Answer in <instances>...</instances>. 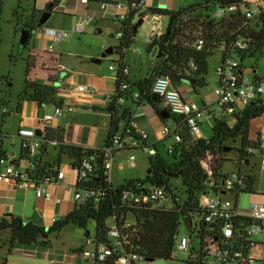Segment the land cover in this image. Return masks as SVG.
I'll use <instances>...</instances> for the list:
<instances>
[{"label":"trees","instance_id":"1","mask_svg":"<svg viewBox=\"0 0 264 264\" xmlns=\"http://www.w3.org/2000/svg\"><path fill=\"white\" fill-rule=\"evenodd\" d=\"M61 1L51 0L50 2H53L54 8ZM87 1L102 2L107 0ZM248 5L250 4L246 0H184L183 5L178 10L150 9V11L159 12L169 18L167 33L150 45V48L157 46L164 53L155 62V77L159 75L170 76L173 86L177 89L183 81L194 80L193 87L197 91L198 87L206 83L209 57L214 54L216 49L222 50L221 60L228 55H236L243 63L246 58L254 56L264 46V8L254 19L249 20L243 14V7ZM216 7L224 9L222 16H215ZM232 7H234L233 10L229 11ZM42 12L38 17L33 15L32 21L27 27L33 29ZM145 15L144 11L132 10L128 19L122 23L120 28L123 30V36L120 38L119 45L113 48L119 53V60L123 61L124 50L135 40L138 21ZM197 32L204 39V46L200 50L195 47ZM239 39L246 40L247 49L241 51L234 49V44ZM22 52L20 50V53ZM47 53L50 55L48 64H52L55 68L48 70L47 82L45 83L29 80L27 77L24 98L35 101L39 105L53 103L61 106L63 100L58 98L59 88L55 82L59 81L62 71L58 61L63 54L55 51H48ZM39 57L33 59L28 57L27 76L30 71L37 68V58ZM50 70L54 74L50 73ZM124 81L130 82L131 90L138 89L144 92V99L152 101V97L155 95L151 92L153 82L150 79L131 82L128 77L122 76L118 71L116 92L110 102L112 117L106 145L119 133L117 125L121 121L128 123L124 131L131 129L130 111L126 106L118 103V98L121 95L120 86ZM128 95L130 96V94ZM129 96L126 100H129ZM132 102L137 103L134 100ZM220 107L227 112V115L224 114L215 119L211 138L196 139L190 134L186 124L181 123L178 128L182 134V142L175 146L176 149L173 153H168L172 155V160L165 159L157 153V149L156 153L150 156V173H147L143 178L127 180L117 187L112 184L110 173L105 167L102 147L94 149L69 144L65 141V132L62 128L46 127L44 135L40 138L42 146L33 159L30 157L27 147H23L21 158L34 164L32 168H29V173L35 176L46 175L55 178L64 158L67 157L74 164H78L82 157L88 156L95 165V170L89 177V183L104 190L105 197L100 201L88 200L86 203L77 204L73 211L64 218L55 220L49 227L37 225L32 221L24 222L22 219H13L11 222L2 221L0 233L6 230L10 231L9 248L12 249L16 244L49 246L51 235L59 234L70 225L86 229L90 220L96 224L97 235L105 237L109 230L107 225L109 218L122 223L132 213L134 228L128 239L138 257L153 260L172 259L175 245L178 243L180 227L184 225L183 220L187 217L195 219V216L202 213V199L208 189L207 182L210 179L208 171L203 166L207 152H222L226 148L236 151L239 163L238 173L244 177V188L241 189V192L254 193L256 174L252 171L242 174L240 166L247 161L250 162L252 159L258 158L260 154L261 136L250 139V130L253 122L264 116V98L253 100L247 104L238 103ZM17 109H20V104ZM164 111L169 115L168 119L177 120L168 109ZM0 129L3 130L2 125H0ZM238 138L241 139L240 147L225 145L227 140ZM53 142L57 143L56 157L54 160H49L45 158V155L48 153V146ZM251 148L253 152L250 151ZM6 155L7 153L3 151L0 156L6 157ZM226 175L215 171L213 178L218 181L224 179ZM174 178L182 180L185 200L175 191L171 182ZM154 185L165 186L170 193L168 209H154L149 205L131 207L129 206L130 202L124 199L125 192L132 188L137 189L139 187L142 189L144 186ZM237 196L238 194H236ZM246 237L244 235L237 240L247 244L245 250L248 252L250 241L246 240ZM204 255L205 253L202 252L201 259Z\"/></svg>","mask_w":264,"mask_h":264},{"label":"built area","instance_id":"2","mask_svg":"<svg viewBox=\"0 0 264 264\" xmlns=\"http://www.w3.org/2000/svg\"><path fill=\"white\" fill-rule=\"evenodd\" d=\"M87 2V0H83ZM103 9L111 4L119 11L118 19L120 27L122 23L128 19L132 10H142L145 7V0H117L111 3L109 0L102 1ZM216 17L222 16L224 9L216 7ZM230 8L229 11L233 10ZM264 6L248 5L243 7L244 16L252 20L262 10ZM3 9V0H0V21ZM163 15L159 12L148 11L143 17L144 21L149 25L148 40L152 43L160 39L167 33L162 23ZM89 18L81 24H76L74 31L79 33L83 31L85 25L89 23ZM46 33L50 36L51 44L47 45V51L54 52L56 45L62 40L70 37L67 30L57 28H47ZM197 39L195 47L202 49L204 39L200 33H196ZM117 36H123L122 31H118ZM248 43L244 39H239L234 44V49L241 51L247 49ZM139 52V49H135ZM111 70L120 71L122 76L128 77L129 66L124 61L116 60L110 64ZM219 85L216 88L217 101L220 106H229L238 103L247 104L253 100L264 98V77L250 76L243 72L241 60L236 55H228L221 60L216 69ZM117 79V77H116ZM78 91L93 93L94 89L89 85H78ZM151 92L157 95L166 105V108L177 120H173L171 124H164L161 129L162 136L172 138L173 143L167 147V153H173L175 146L182 142V134L178 126L181 123L186 124L190 134L198 139L203 137L201 131V122L205 116V108L199 101L187 100L184 95L173 86L170 76L159 75L155 77L152 83ZM119 104H124L128 94L130 98L136 102L144 99V92L138 89L131 90L129 81H124L120 86ZM75 106H69L68 111L74 112ZM3 112H8V108H3ZM62 107L55 108V116L61 117L65 114ZM53 118L52 115H46L44 121L48 122ZM149 134L139 129L131 127L129 131L117 133L103 147L105 156V167L109 173L112 169L115 156L124 150H150L156 153L154 147L149 145ZM53 144H57L53 142ZM42 146L40 138L28 140L25 147L29 150L30 157L33 159L38 150ZM253 152V149H250ZM259 163L264 168V136H261ZM135 155L132 154L129 160H134ZM31 162L30 167H33ZM77 168V181L75 187V200L78 204L86 203L88 200L100 201L105 197V191L99 187L92 186L89 183V177L95 170L93 161L84 156L75 164ZM0 181L11 183L17 187L34 188L38 197L52 199L53 194L47 188V184L57 183L58 179L64 177V172L59 170L55 178L49 176H35L27 171L16 167L8 162L5 156H0ZM29 167V168H30ZM208 171V170H207ZM210 179L207 182V194H204L202 201V213L197 215L198 218L193 220L192 230H196L197 237L200 238V247L197 246L196 237H187L182 235L178 243L175 245L173 253H185V261L187 264H255L256 259L251 255L252 250L258 246V241L264 234V203L251 201L248 206V214L239 213L238 201L230 198L225 193L239 194L244 188V177L237 171L229 173L224 179L215 180L213 172L208 171ZM240 187V188H238ZM205 192V193H206ZM124 199L130 202L129 206L149 205L154 209H168L170 206V193L165 186L154 185L144 186L141 188H132L125 192ZM113 225L105 237H99L97 233L89 234L85 237L84 247L81 249V257L87 264H137L139 258L133 251L130 240L132 229L134 228V216L132 213L128 215L122 223L113 219ZM246 235V240L250 241V249L245 250L247 244L240 242L241 236ZM205 255L201 259V253Z\"/></svg>","mask_w":264,"mask_h":264},{"label":"crops","instance_id":"3","mask_svg":"<svg viewBox=\"0 0 264 264\" xmlns=\"http://www.w3.org/2000/svg\"><path fill=\"white\" fill-rule=\"evenodd\" d=\"M50 1L51 0H43L42 5L49 4ZM109 1L113 3L117 0ZM100 3L101 2H84L83 0H62L53 8L52 15L48 20L50 21L55 12L59 13L62 16L65 25L74 31L76 24H81L85 19L89 18V23L85 25L82 32H79L80 34L86 32L87 26L92 22L120 25L118 19L119 11L115 6L111 4L109 7L103 9ZM183 3V0H145V7L141 11L147 13L153 8L178 10ZM138 27L139 21L136 27V32L138 31ZM47 28L61 29L57 26H50ZM44 37L46 38L45 49L46 52H48L47 45L51 44L52 41L50 42V36L46 31ZM155 47L150 48L148 51L150 54V57H148L149 70L146 69L147 74L143 78H132V63L124 55L123 61L129 66L128 79L131 82H138L146 78L153 82L155 79L154 65L157 61L155 58L157 56L152 54ZM60 49V47L57 48L59 51ZM159 52L160 50L158 51V54ZM49 56V54L44 56L42 63L46 62L47 66L52 67V64H48ZM98 57L95 58L93 56L91 61H88L87 58L78 60L77 64L72 67L71 72H68L64 70L65 67L62 62V56H60L58 65L61 67L62 71L59 76V84L55 85L59 88L58 98L63 100L61 106L53 103L39 105L35 101L25 100L23 104H20L19 110L16 107L15 114L17 115V125L11 121H5V129H0V134L3 135L5 139L2 152L5 151L7 153L6 158L8 162L15 161L17 162V164H14L16 167L27 171L31 163L21 158L23 147H25L26 141L34 138H41L45 133L46 127L62 128L65 132V141L69 144H76L84 148L94 149L103 148L106 145L112 117L110 102L112 96L116 92V77L118 71L111 70L110 65L106 66L102 64V58H105L102 57V54L98 55ZM118 58H120V56ZM118 58L114 59V61L118 60ZM142 63L143 58L141 57L140 64ZM245 66L246 65H243L242 63V70L246 74ZM45 73V75L48 76V72L45 71ZM253 73L254 74L251 76L264 77L258 74L256 69L253 70ZM52 74H54V72ZM42 81L44 82L41 83H45L44 79ZM194 83L192 81H183L178 86V90L187 100H198L204 108L207 107L209 109L208 102L197 98L198 93L193 87ZM78 85H89L94 91L93 93L78 91L76 89ZM218 85L219 81L217 76L216 88ZM216 102L218 103L217 96ZM123 105L130 111V127H138L139 129L146 131L149 134V145L152 147L156 146L157 148H155V150L158 149L157 153L162 155L159 151V144L168 139L172 140V138L165 139L161 134L163 125L171 124L173 122V119L170 123L168 122L169 115L165 118L161 116L164 110H167L165 103L160 99L155 102H149L148 99H143L140 102L134 103L132 102V99L129 98V100H126ZM69 106H75L76 110L74 112L68 111ZM56 107H62L66 111L65 114L61 117L55 116ZM3 113L10 114L11 111L8 109V112ZM46 115H52L53 118L50 121L45 122L44 117ZM263 118L264 116L257 118L253 122H256V132L255 136L252 137L250 135V139L264 136V122L259 123V120H262ZM127 124V122L121 121L117 125V130L123 132ZM172 143L173 140L170 144ZM55 148L56 144L53 143L48 146V153L45 155L46 159H55ZM254 163L260 169H264L260 166L259 158H254L249 163H244V165L247 166L245 174L250 171L255 173L256 166L253 167ZM236 166L239 170V166L235 164V167ZM2 169L3 166H0V171ZM59 170L64 172V177L58 179L57 183L53 182L46 185L53 194L52 199L38 197L34 188L17 187L14 184L0 181V223L2 221L11 222L13 219H22L23 221H32L37 225L49 227L55 222V220L64 218L73 211L78 204L74 197L78 175L76 165L71 159L66 157L61 162ZM232 172H235V170L233 169L228 173L225 172L222 174H229ZM138 178L141 177L138 176ZM262 186L263 181L261 182V187ZM224 194H227L228 197L230 195L233 196L232 198L236 197V195L231 193ZM251 197V201L264 203V194H261L256 188H254V193H251ZM204 199L203 196L202 201H204ZM68 227L64 228L61 232L63 233ZM61 232L50 236L49 246L38 244H16L12 249L9 248L8 244L10 231L6 230L1 232L0 264H87L81 257V249L84 247V243L74 244L72 241L60 240L59 237L60 234H62ZM251 255L255 259H262L264 262V242L262 240L258 241V246L252 250Z\"/></svg>","mask_w":264,"mask_h":264},{"label":"rangeland","instance_id":"4","mask_svg":"<svg viewBox=\"0 0 264 264\" xmlns=\"http://www.w3.org/2000/svg\"><path fill=\"white\" fill-rule=\"evenodd\" d=\"M246 1L251 5L260 4L264 6V0ZM42 3L43 0H3L0 21V125H2L3 130L5 129V121L14 122L17 125L15 109L19 104H23L24 101L27 100L24 98L27 77L29 80L44 82L42 81L44 79L45 82H47L45 71L49 73V69L55 68L54 66H47L46 62L42 63L43 57L48 54L45 49L46 38L44 37L47 27L57 26L62 30H68L70 34V37L58 43L55 49V51L63 54L62 62L65 67L64 70L68 72H71L72 67L77 64L78 60L87 58L88 61H91L93 56L97 58L98 55H101L107 48H114L120 43V38L117 36V32L123 30L118 24L92 22L87 26L86 32L80 34L75 33L65 25L61 14L55 12L50 21L48 20L40 29L31 33L32 36L28 47L20 53L18 44L21 36V27L29 26L33 15L38 17L42 11L46 10L48 3L43 5ZM161 23L166 30L169 18L163 16ZM149 29L150 27L145 21L141 23L138 27L135 40L124 50V55L133 66L132 78H143L146 76L147 70H149L148 57H150V54L148 51L152 44V42L148 40ZM58 47L61 48L60 51L57 50ZM135 49H139V52H136ZM158 51V47H155L152 54L157 56ZM221 54L222 50L216 49L214 54L209 57V69L206 74V83L197 89V98L209 103V109H205V116L201 122V131L205 139H209L213 135L215 119L224 114L227 115V112L216 102L215 95V89L217 86L216 69L221 62ZM28 57H30V59H33L34 57L39 58H37V68L30 71L27 76L26 70ZM118 57L119 53L114 50L112 54L102 58V64L109 66L111 63H114V59ZM141 57L143 58L142 64H140ZM244 64L246 65L245 68L247 75H253V70L256 69L258 74L264 76V46L259 49L254 56L246 58L243 61V65ZM50 73H53V71L50 70ZM3 108H8L11 113L4 114L2 112ZM171 121L172 118H169L168 122L170 123ZM263 122L264 118L259 120V123ZM255 132L256 122L253 123V126L251 127L250 135L252 137L255 136ZM0 137L3 138V141L0 142L3 144V149L5 139L1 134ZM171 142L172 140L168 139L159 144V151L167 160H172V155L167 153V147ZM225 145L228 147H240L241 139H229L225 142ZM131 154L136 156L135 160H129ZM152 154L153 153H151L150 150L142 149H135L132 151L124 150L118 153L114 159L110 173L112 184L117 187L125 183L127 180L138 178V176L141 178L145 177L150 168V156ZM237 159V154L234 150L227 149L222 152L209 151L205 156L203 166L209 172L212 171L214 173L217 171L219 173H228L233 169L235 171L238 170L237 166L235 167V164L239 166ZM255 166L254 163L253 167ZM240 167L241 172L245 174L247 166L243 164ZM255 173L257 175V184L255 183V188L258 189L261 194H264V169H260L256 166ZM262 181L263 186L261 187ZM171 182L173 187H175V191L185 200V189L182 180L180 178H174ZM229 197L232 198L233 196L230 195ZM235 198L234 199L238 201L239 213L248 214L247 208L252 200L251 194L248 192H242ZM195 218H198V216H195ZM113 222L114 220L109 218L107 220V225L110 227L113 225ZM86 231H90L91 234L96 232V224L93 220L89 221L86 229L70 225L67 230L63 233L61 232L62 234H60L59 238L60 240L72 241L74 244H82V242L85 243ZM182 235L187 237L195 236L197 246L200 247V238L197 237L196 230L188 231L185 226L182 225L179 230L178 241ZM260 240L264 242V234ZM137 264H186L185 253L180 251L173 253V258L169 260L156 259L151 261L139 259L137 260ZM255 264H264V262L262 259H256Z\"/></svg>","mask_w":264,"mask_h":264},{"label":"water","instance_id":"5","mask_svg":"<svg viewBox=\"0 0 264 264\" xmlns=\"http://www.w3.org/2000/svg\"><path fill=\"white\" fill-rule=\"evenodd\" d=\"M52 11H53V2H50L48 5H47V7H46V10H44L43 11V13H42V15H41V17L39 18V20H38V22H37V24L33 27V29H30L29 27H21V36H20V41H19V44H18V49H19V52H20V50H21V52L22 51H24L27 47H28V45H29V42H30V38H31V33H33V32H36L38 29H40L47 21H48V19L50 18V16L52 15ZM143 22V18H140V20H139V25L141 24ZM114 52V49H113V47H109V48H107L103 53H102V57H106L107 55H109V54H112ZM163 52L162 51H160L159 52V54L157 55V57H156V60H158L160 57H162L163 56ZM186 82H189L190 80H185ZM192 82L194 83L195 81L194 80H192ZM55 84L57 85V84H59V81H57V82H55ZM159 97L157 96V95H153V97H152V101L153 102H155V101H159ZM161 100V99H160ZM149 102H150V100H149ZM161 116L163 117V118H165V117H167L168 116V114L167 113H165V111L161 114ZM2 143H0V155H1V152H2ZM225 150H227V148L225 149ZM10 163H12V164H17V162H13V161H11ZM247 163H249L248 161H247ZM151 172V168H149L148 169V171H147V173H150ZM223 193H225V192H223ZM204 194H207V192L206 193H204ZM24 222H27L26 220L24 221ZM183 222H184V225H185V228L188 230V231H192V224H193V220H192V218L191 217H187V218H185L184 220H183ZM87 234H89V232L87 231ZM145 260H153V259H151V258H146Z\"/></svg>","mask_w":264,"mask_h":264},{"label":"flooded vegetation","instance_id":"6","mask_svg":"<svg viewBox=\"0 0 264 264\" xmlns=\"http://www.w3.org/2000/svg\"><path fill=\"white\" fill-rule=\"evenodd\" d=\"M30 28V27H29ZM32 36V35H31ZM3 141V138L2 137H0V142H2Z\"/></svg>","mask_w":264,"mask_h":264}]
</instances>
